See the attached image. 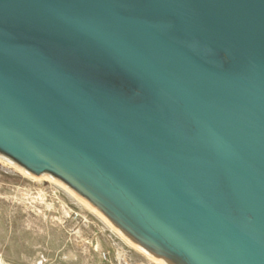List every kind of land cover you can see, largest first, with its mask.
<instances>
[{
    "label": "water",
    "instance_id": "water-1",
    "mask_svg": "<svg viewBox=\"0 0 264 264\" xmlns=\"http://www.w3.org/2000/svg\"><path fill=\"white\" fill-rule=\"evenodd\" d=\"M0 158L162 264H264V0H0Z\"/></svg>",
    "mask_w": 264,
    "mask_h": 264
},
{
    "label": "rangeland",
    "instance_id": "rangeland-1",
    "mask_svg": "<svg viewBox=\"0 0 264 264\" xmlns=\"http://www.w3.org/2000/svg\"><path fill=\"white\" fill-rule=\"evenodd\" d=\"M25 171L0 158V264H162L66 184Z\"/></svg>",
    "mask_w": 264,
    "mask_h": 264
},
{
    "label": "bare ground",
    "instance_id": "bare-ground-1",
    "mask_svg": "<svg viewBox=\"0 0 264 264\" xmlns=\"http://www.w3.org/2000/svg\"><path fill=\"white\" fill-rule=\"evenodd\" d=\"M27 174H29L28 171H25ZM41 179V178H40ZM72 194L75 196V194L72 192ZM80 202H82L87 208H90L92 210H94L95 212H97L103 219L104 221L107 223V225L110 228H113L115 231H117L120 236L126 241L128 242L130 245H133L135 247H137L138 249H140L144 254L147 255V257L151 260H153L154 262H160L159 260H157L154 256H152L149 252H147L144 248H142L139 244H137L136 242H134L128 235H126L123 231H121L119 228H116L107 218H105L102 214H100L95 208H93L89 203H87L84 199H80ZM112 229V230H113ZM161 263V262H160ZM2 264H5V262H2Z\"/></svg>",
    "mask_w": 264,
    "mask_h": 264
}]
</instances>
